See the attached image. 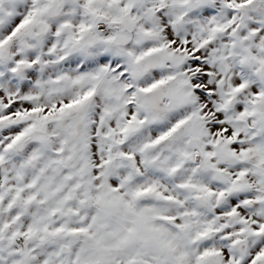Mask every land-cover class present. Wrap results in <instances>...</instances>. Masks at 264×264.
Listing matches in <instances>:
<instances>
[{
  "label": "snow or ice",
  "instance_id": "obj_1",
  "mask_svg": "<svg viewBox=\"0 0 264 264\" xmlns=\"http://www.w3.org/2000/svg\"><path fill=\"white\" fill-rule=\"evenodd\" d=\"M0 264H264V0H0Z\"/></svg>",
  "mask_w": 264,
  "mask_h": 264
}]
</instances>
